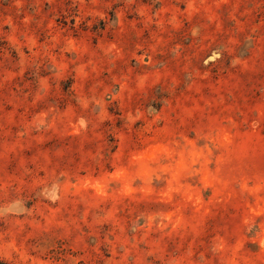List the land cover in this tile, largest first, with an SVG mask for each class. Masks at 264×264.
Masks as SVG:
<instances>
[{
  "label": "rangeland",
  "instance_id": "obj_1",
  "mask_svg": "<svg viewBox=\"0 0 264 264\" xmlns=\"http://www.w3.org/2000/svg\"><path fill=\"white\" fill-rule=\"evenodd\" d=\"M0 258L264 264V0H0Z\"/></svg>",
  "mask_w": 264,
  "mask_h": 264
},
{
  "label": "trees",
  "instance_id": "obj_2",
  "mask_svg": "<svg viewBox=\"0 0 264 264\" xmlns=\"http://www.w3.org/2000/svg\"><path fill=\"white\" fill-rule=\"evenodd\" d=\"M0 264H13V263L0 258Z\"/></svg>",
  "mask_w": 264,
  "mask_h": 264
}]
</instances>
